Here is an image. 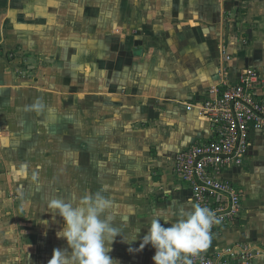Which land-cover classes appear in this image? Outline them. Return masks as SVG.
Wrapping results in <instances>:
<instances>
[{"label": "crops", "instance_id": "1", "mask_svg": "<svg viewBox=\"0 0 264 264\" xmlns=\"http://www.w3.org/2000/svg\"><path fill=\"white\" fill-rule=\"evenodd\" d=\"M226 67L264 78V0H0V184L5 163L14 169L46 141L53 186L61 177L82 197L103 190L115 226L141 229L132 244L116 238L113 260L154 264L155 249L140 243L154 214L191 210L174 160L208 135L200 100ZM262 145L264 134L253 135L247 167L227 176L242 186L247 215L218 246L264 245ZM131 187L143 196L121 199ZM64 248L56 231L33 232L26 264H49Z\"/></svg>", "mask_w": 264, "mask_h": 264}, {"label": "built area", "instance_id": "2", "mask_svg": "<svg viewBox=\"0 0 264 264\" xmlns=\"http://www.w3.org/2000/svg\"><path fill=\"white\" fill-rule=\"evenodd\" d=\"M222 55L227 64L233 59L226 46ZM200 115L208 125V135L176 154L174 173L191 192L192 203L210 208L220 222L210 229L206 251L190 259L193 264H260L264 245L215 243L247 215L242 186L227 176L247 167L253 135L264 134V78L260 71L249 67L233 77L229 67L224 68L220 82L200 100Z\"/></svg>", "mask_w": 264, "mask_h": 264}, {"label": "clouds", "instance_id": "3", "mask_svg": "<svg viewBox=\"0 0 264 264\" xmlns=\"http://www.w3.org/2000/svg\"><path fill=\"white\" fill-rule=\"evenodd\" d=\"M102 192L84 195L75 204L62 199L49 202L50 212L58 213L64 221L57 238L66 240L71 249L70 254L54 250L49 264H117L109 255L116 238L122 236L128 244L138 239L140 228H136L135 235H124L115 226V205ZM189 204L191 210L181 207L173 213L175 220H169L166 213H156L151 219L139 250L150 244L155 249L154 264H193L190 257H197L208 248L210 229L220 221L210 208L191 201ZM169 224L170 227L163 226Z\"/></svg>", "mask_w": 264, "mask_h": 264}, {"label": "rangeland", "instance_id": "4", "mask_svg": "<svg viewBox=\"0 0 264 264\" xmlns=\"http://www.w3.org/2000/svg\"><path fill=\"white\" fill-rule=\"evenodd\" d=\"M11 57H14L13 54L10 59ZM48 148L46 141L39 140L29 149L33 158L15 163L14 169H11V160L4 164V177L0 184V253H2L0 264L4 262L6 264H26L28 240L31 233L49 231L57 233L63 229L62 217L58 213L55 216V212L49 213L47 202L62 199L75 204L82 197L81 189L78 187H64V180L61 177L58 181L61 185L53 186L54 180L45 171L44 165L47 163L48 156L45 154L49 152ZM229 176L235 178V174ZM140 190V187H131L126 191L130 196L120 198L123 200L126 198L139 199L144 194L139 193ZM120 198H116L117 202H120ZM132 212H134L133 206L129 208V213ZM47 216L50 217L48 224H45ZM33 221H36V226H33ZM58 239L61 241V238ZM62 240L65 245L64 249H68L67 241Z\"/></svg>", "mask_w": 264, "mask_h": 264}]
</instances>
